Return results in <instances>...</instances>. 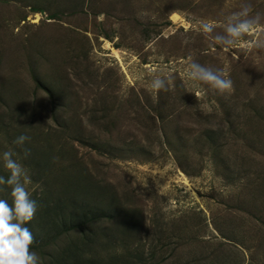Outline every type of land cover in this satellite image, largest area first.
I'll return each mask as SVG.
<instances>
[{
	"label": "rangeland",
	"instance_id": "374dc122",
	"mask_svg": "<svg viewBox=\"0 0 264 264\" xmlns=\"http://www.w3.org/2000/svg\"><path fill=\"white\" fill-rule=\"evenodd\" d=\"M5 150L40 264H264V0H0Z\"/></svg>",
	"mask_w": 264,
	"mask_h": 264
},
{
	"label": "clouds",
	"instance_id": "9594fccd",
	"mask_svg": "<svg viewBox=\"0 0 264 264\" xmlns=\"http://www.w3.org/2000/svg\"><path fill=\"white\" fill-rule=\"evenodd\" d=\"M248 8H243L240 12L233 13V17H247ZM255 21L253 19H236L229 22L226 27L227 36H217V40H223L227 44H232L239 40L244 34L253 29ZM214 25L212 23H202L205 32L211 33ZM189 73L193 80L203 81L210 84L214 89L224 92L232 89L231 79L225 78L219 70H213L199 63L193 62ZM153 90L165 88L163 79L157 77L151 82ZM30 139L25 134L17 136L13 143L24 145ZM27 155V150H25ZM14 153L5 150L0 153L4 167L9 170L7 178L0 175V184L11 186L10 195L12 203L6 199H0V264H40L39 257L35 251L30 250L33 243V233L27 226L37 211V201L33 199L26 188L28 176L24 166L13 158Z\"/></svg>",
	"mask_w": 264,
	"mask_h": 264
},
{
	"label": "bare ground",
	"instance_id": "6f19581e",
	"mask_svg": "<svg viewBox=\"0 0 264 264\" xmlns=\"http://www.w3.org/2000/svg\"><path fill=\"white\" fill-rule=\"evenodd\" d=\"M175 18H178V17H177V15H176V17H175Z\"/></svg>",
	"mask_w": 264,
	"mask_h": 264
}]
</instances>
